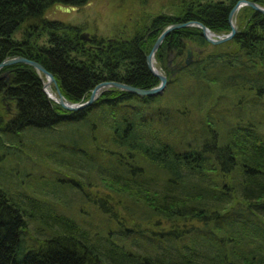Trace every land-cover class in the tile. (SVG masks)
I'll use <instances>...</instances> for the list:
<instances>
[{
  "label": "trees",
  "instance_id": "obj_1",
  "mask_svg": "<svg viewBox=\"0 0 264 264\" xmlns=\"http://www.w3.org/2000/svg\"><path fill=\"white\" fill-rule=\"evenodd\" d=\"M89 1L0 0V64L40 63L72 103L102 82L152 89L160 80L147 56L162 32L197 21L229 34L240 0H172L171 14L144 15L131 36L90 42L83 26L46 17ZM235 21L236 37L219 46L198 27L172 32L156 67L169 70L172 59L179 71L156 97L109 89L70 112L47 97L32 66L1 71L0 264H264V127L253 117L264 103V15L244 7ZM40 163L71 184L74 212L88 207L83 222L47 217L6 189V164L30 178ZM35 179L46 185L41 173ZM36 217L44 231L28 242Z\"/></svg>",
  "mask_w": 264,
  "mask_h": 264
},
{
  "label": "rangeland",
  "instance_id": "obj_2",
  "mask_svg": "<svg viewBox=\"0 0 264 264\" xmlns=\"http://www.w3.org/2000/svg\"><path fill=\"white\" fill-rule=\"evenodd\" d=\"M171 3L172 0H148L147 5H143L139 0H90L85 5L75 6V9L71 11L53 6L47 11L46 17L50 20L62 21L75 26H83L85 29L84 32L91 36L104 38L128 37L132 35L136 21L144 15L158 14L160 12L171 14ZM175 68L176 66L172 64L169 70L161 68L159 71L167 74L171 73ZM258 104L259 108L253 110V117L259 120H256L257 122L263 123L262 127H264V103L258 101ZM50 165L52 164H38L31 172L32 176L28 178L24 173L13 170L6 164L1 170V172L5 171L7 173L3 179L4 185L15 197L19 199L23 198L27 203L30 202L35 207L42 205L47 217L51 214L74 216L78 221L83 222L81 216L88 215V207L81 206L79 210L74 212L71 201L74 189H70L71 184L69 183L58 184L56 178L60 173H55L54 168ZM57 168L61 172L67 171L59 166ZM40 173L44 176L46 185L37 188L34 183L36 180L35 175ZM66 177L71 178L73 176H61L62 179H67ZM88 191L91 192L90 189ZM92 209L96 208L93 207ZM47 217L46 219L50 220ZM38 220L39 218L36 217L33 222L29 223L28 234L25 237L28 242L32 236H39L44 231L43 225Z\"/></svg>",
  "mask_w": 264,
  "mask_h": 264
},
{
  "label": "water",
  "instance_id": "obj_3",
  "mask_svg": "<svg viewBox=\"0 0 264 264\" xmlns=\"http://www.w3.org/2000/svg\"><path fill=\"white\" fill-rule=\"evenodd\" d=\"M244 7H250L252 9H254L255 11H257L258 13L264 15V7L258 5L257 3L247 1V0L238 1L233 6V8L231 9V12L229 15V25L231 27V31L229 34L217 35L213 31H211L206 25H204L201 22H197V21L172 24V25L168 26L162 32V34L158 37V39L156 40L155 44L153 45L149 55L147 56L148 69L150 70V72L155 77H157L160 80V85L158 87H155L152 89L145 90V89L137 88V87L127 85L124 83L113 82V81L102 82V83H99L98 85L95 86V88L91 92L90 98L86 102H84V103H72V102H69L65 98V96L62 94L55 76L51 72H49L43 65H41L38 62H35L33 60H30V59H27V58L21 57V56L6 59L0 64V73L4 68L14 66L17 64H25V65L32 66L36 70L38 75L42 79H45V81H44V92L46 93L47 97L50 100L57 103L58 105H60L65 110L70 111V112H76V111L84 110L86 108L91 107L109 89H119L121 91H126V92L132 93V94L140 96V97H156V96L162 95L165 92V90L168 86V82H169L168 75L159 72L155 66L156 54L159 51V49L161 48L165 39L174 31L184 29V28H189V27H198L202 30V35L209 44L214 45V46H219V45H223L225 43H228L236 37V35L239 31L237 23L235 21V16ZM58 8L68 10V11L75 9L73 7L68 8V7H63V6H58ZM80 39L82 41H85V42H90L92 38H91V35L84 32L81 34ZM192 56H193V51L191 49H189L188 58L185 62L186 65H190L192 63V61H193ZM171 64H172V60H170L168 63L169 67H171ZM180 65H182V63ZM182 67L183 66H181V68ZM178 71H179V66L176 67L172 71V76L175 77ZM1 77L2 78L7 77V74H3ZM49 86H51V87L53 86L55 88V93H54L55 96L54 97L51 94H49L47 91V88Z\"/></svg>",
  "mask_w": 264,
  "mask_h": 264
},
{
  "label": "bare ground",
  "instance_id": "obj_4",
  "mask_svg": "<svg viewBox=\"0 0 264 264\" xmlns=\"http://www.w3.org/2000/svg\"><path fill=\"white\" fill-rule=\"evenodd\" d=\"M47 91H48V93L51 94L53 97L55 96V94H54V92H53L51 86H49V87L47 88Z\"/></svg>",
  "mask_w": 264,
  "mask_h": 264
}]
</instances>
